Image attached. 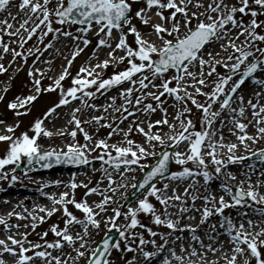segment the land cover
I'll list each match as a JSON object with an SVG mask.
<instances>
[{"label":"snow or ice","instance_id":"obj_1","mask_svg":"<svg viewBox=\"0 0 264 264\" xmlns=\"http://www.w3.org/2000/svg\"><path fill=\"white\" fill-rule=\"evenodd\" d=\"M50 4L51 0H17L15 4L0 0V12L7 13L0 20V60L11 53L9 64L18 57L26 61L38 50H25L26 43L34 36L43 42L50 34L51 39L42 45L45 49L59 36L87 46L92 42L87 34L92 31L98 40L96 49L110 50L107 58L95 64L90 58L71 75L73 61L83 51L75 46L67 66L58 76L48 77L52 83L46 87L42 84L44 70L28 69L32 90L8 100L6 108L16 117L28 115L41 93L53 90L59 91L58 103L47 107L19 134L16 130L22 120L6 123L0 119L4 125L0 142L6 144L0 155V180L9 184L19 180L16 168L10 169L9 178L6 166L19 165L22 159L41 168L61 162L90 165L99 161V169L92 166V171H98L100 179L91 186V181H77L73 173L65 185L68 190L45 193L52 206L35 205L28 212L31 229L55 213H60L63 226L52 223L39 233L37 241L29 239L28 231L19 233V238L11 232L29 227L10 222L12 216L26 219L23 212L0 214L6 233V238H0V264H8L5 253L11 255V264H37L38 260L69 264L61 258L66 247L75 252L74 257L68 253L71 264L81 260L83 264H115L113 250L136 253L130 259L122 257L124 264H264V206H257L264 205V171L254 181V168L249 166L242 173L245 178L233 184L237 174L228 168L247 157L264 162V148L253 151L249 144L264 140V0H56L54 6ZM5 36L14 39L6 42ZM96 49L93 57L98 54ZM109 65L115 70L104 75ZM5 71L0 63V73ZM69 76L71 86L65 89L62 81ZM248 81L259 90H253L247 99L243 93L237 96ZM8 87L5 85L4 93ZM110 90H117V95H110L105 104L89 103ZM4 99L0 94V101ZM165 99L171 101L173 113ZM77 100L84 109L98 114L84 120L77 115L81 111L77 107L71 110V129L54 130V125L45 124L58 115L60 106ZM193 106L202 112L198 129L191 118ZM158 111L161 118L152 119ZM249 114L251 119H247ZM129 120L126 129L120 126ZM229 124L236 141L225 143L223 128ZM158 126H167L168 132ZM250 126L256 129L254 133L248 131ZM102 127L110 129L105 136L99 135ZM134 130L143 136L142 141L132 137ZM78 133L84 143L77 140ZM54 135H68L72 142L59 151L43 149L40 140ZM116 135L122 139L112 141ZM241 146L244 155H237ZM149 157L156 159L150 161ZM171 162L178 170L170 171ZM222 174L217 190L213 183ZM170 180L178 182L177 186ZM179 182L186 183L182 190ZM45 186L41 184V188ZM78 187L84 189L79 199ZM95 195L100 198L90 201ZM113 230L119 236L114 242ZM49 231L53 240L45 239ZM100 233L103 236L97 241ZM49 249L61 254L53 255Z\"/></svg>","mask_w":264,"mask_h":264},{"label":"bare ground","instance_id":"obj_2","mask_svg":"<svg viewBox=\"0 0 264 264\" xmlns=\"http://www.w3.org/2000/svg\"><path fill=\"white\" fill-rule=\"evenodd\" d=\"M17 0H12V4H15ZM56 3V0H51L50 6H54ZM11 11L15 13L17 11L16 8H11ZM7 16L6 12H0V20H3ZM22 18V17H21ZM10 19V18H9ZM19 19H17V24L19 23ZM88 38L92 41L89 45L84 46L81 41L79 40H73L71 37H63L59 36L57 40L53 42V46L49 47L47 49L43 48V51L38 55L37 50H34L31 55L27 57V60L25 61L23 57H18L17 60L11 64H9V60H11V53L9 54H4L3 59L0 60V63H3L6 71L3 73H0V78L5 77V79L0 83V94H4L5 99L0 101V107L4 110L7 111L9 114L7 116L5 115H0V119L5 120L7 123H13L14 121H9L10 120V113L11 110L6 108V102L8 100H11L16 96L15 91H14V86L17 88V91L19 92H29L31 91L30 85L32 84V77L28 75V69L29 68H40L44 70V79L42 80V84L44 83H52V80L48 79V77H55L58 76L59 73L62 70V67L67 66V58H70L71 51L75 48V46L79 45L80 47L83 48V51L76 57V59L73 61V64L70 68V73L71 75H75V73L79 70V67L82 64H86L89 59L91 58V63L95 64L97 60H102L104 58H107V52L110 50L108 48H104L100 51H97V56L93 57L92 52L93 49V42L96 38L94 33L90 31L87 34ZM155 39V37H153ZM40 46V43L39 45ZM35 45L33 41L28 42V46L25 48H34L37 49L38 47ZM119 53V51H118ZM36 61L35 64H33V61ZM48 61H51V63H48ZM75 65V66H74ZM112 66V65H109ZM51 69V71H49ZM220 71H225V69L220 68ZM97 71H101L98 69ZM36 76L39 78L40 73H36ZM71 78V77H70ZM5 85H9L7 93H4V87ZM12 89L14 91L10 92L9 88L12 86ZM253 90H259L258 85H254L252 82H249L248 84H245V86L241 87L240 92L237 93V96L240 93H243L245 95V98H249L252 95ZM110 95H117V90H110L108 93H105L103 98L101 99H91L89 103H97L100 105L105 104L108 101V97ZM59 98V96H58ZM199 98V97H198ZM79 101V100H77ZM58 103L57 102H47L39 105L36 110L34 111L36 114V117L41 116L43 111L47 109V107L52 106L53 104ZM79 104H76L75 102H70L69 105L67 106H60L56 111L58 115L54 117L52 120H45V124L49 128H53L54 125V130H60L63 129L65 126L67 128L69 126H74L73 124H69L68 121L71 118V110L72 108H81L80 113L77 115L80 116L81 119L87 120L89 119L90 115H95L98 114L96 110L94 109H84L80 101L77 102ZM120 103V101H119ZM165 106L169 108V113H173L175 109L171 106V101L169 99H165ZM233 106H236L235 104ZM69 111L66 112V111ZM140 115L141 119H144V116L142 114H137ZM162 116V115H161ZM161 116H156L152 114V119H159ZM18 118V117H17ZM171 119V116L169 117ZM223 118V117H221ZM247 119H251L250 114L248 115ZM129 121H124L122 124H120L121 127L127 128ZM119 123V122H117ZM85 128L89 129L90 131H94L95 127L90 126L88 124L84 125ZM158 127H163V130L165 132H168L167 126H158ZM178 130H179V126ZM232 127L231 124L223 128V133H224V138H225V143H230V142H235L236 137L233 135L231 132H229V128ZM4 125L0 127V129H3ZM216 128L219 130L220 125L219 123L216 124ZM110 130V129H109ZM255 128L250 126L248 131L254 133ZM136 134L135 130L131 133L132 137ZM138 134V133H137ZM141 135V134H138ZM219 135V131L217 133V136ZM68 135H65L63 137L60 136H53L51 138H42L40 140V143L42 145L43 149H48L49 147L55 148L56 150H61L64 148V145L67 143V139H65ZM142 136V135H141ZM143 137V136H142ZM122 138L120 135H116L112 137V141H120ZM143 139V138H142ZM249 144L251 145L252 150L256 148H264V140H261L259 143L252 144L251 141H249ZM184 145H181V149H183ZM223 152H227V149H223ZM236 154H242L244 152L243 146L238 148L236 150ZM4 153V150L0 152V155ZM241 163L238 162H232L228 165V168L233 171L234 173L237 174V181H232L233 184L238 183L239 180L244 179V175L242 173H247L249 170V166L254 168V172L252 175V179L255 181L259 174L264 171V162L261 161H252V162H246L243 163L242 166H238ZM92 166H95V168L99 169L100 167V162L99 161H91L90 165H85L83 168H81L79 171H74V172H69V173H52V174H39V173H27L23 175L22 177V182L21 183H15L12 182L11 184L8 183V180H0V214H5L9 211H17V209L20 206H25L27 207L28 211H24L23 214L26 219H21L15 216H12L10 218V222L15 225V224H20V225H29L28 228L20 227L19 229L13 228L11 229V232L17 237H19V233L25 232L26 229H31L30 224H31V218L28 217V212L34 210L35 205H44L51 207V201L48 198L45 193H59L62 191L68 190L65 185H67L68 181L73 178V173L76 174V179L77 181L84 180L85 182L91 181V186H95L96 182L100 179V173L92 171ZM12 165L6 166V169L9 170V178L11 175L10 169ZM85 173L87 175H85ZM138 172L133 173L134 175L137 176ZM223 179V174L221 175ZM59 180L62 181L63 183L61 184H50L48 183L49 181H55ZM103 183H107L105 180ZM178 182H173V186H177ZM41 184L46 185L44 188H41ZM159 186V184H158ZM179 186L182 190L184 186H186L185 182H179ZM214 187V186H213ZM216 188V187H214ZM217 189V188H216ZM78 190H84L82 187H78L76 191ZM218 190V189H217ZM79 199V197L77 196ZM100 197L98 195L95 196H90L89 200H98ZM120 197H117V200L119 201ZM199 203V202H198ZM115 207L116 205H112ZM258 207L264 206V205H257ZM39 214L42 212H39L38 209H35ZM126 210V208L124 209ZM57 223L60 224V226H63L62 220L59 218L56 220ZM196 221H193L195 223ZM79 230V229H77ZM107 231V229H105ZM115 231V230H113ZM0 233L5 235L6 233L3 229V226L0 225ZM103 233H100L99 236H96V240L99 241V239L102 237ZM147 237V236H146ZM29 239L34 240L33 238L29 237ZM151 247V246H149ZM49 251H52L53 255H60V250H53L49 249ZM72 253V257L75 256V252L72 251L71 248H65L64 249V255L61 257L62 259H66L69 261V264H71V257L68 256V253ZM132 255H136V253H121L117 250H113L112 257L115 260V264H124V260L122 257L127 256L128 259L131 258ZM211 255V254H210ZM5 260L8 262V264H11V255L8 253L4 254ZM37 264H42V261H37ZM54 264V262H53ZM79 264H83V260L79 262Z\"/></svg>","mask_w":264,"mask_h":264},{"label":"rangeland","instance_id":"obj_3","mask_svg":"<svg viewBox=\"0 0 264 264\" xmlns=\"http://www.w3.org/2000/svg\"><path fill=\"white\" fill-rule=\"evenodd\" d=\"M54 26H59V25L54 23ZM73 27H78V25H77V26H73ZM37 35H38V34H37ZM52 35H53V34H50L48 37H46L45 40H44L43 42H38L36 36H34L31 40H29V41H33V42L35 43V45H37V46H38L39 43H40V46L37 47V49H38V50H37V54H38V55L43 51V46H42L43 43H47V41H48L49 39H51V36H52ZM4 39H5V41L7 42L9 39H14V38H9L8 36H5ZM29 41H28V42H29ZM28 42L26 43L25 48L28 46ZM97 42H98V40H97V37H96L95 40H94V42H93V47H94L95 49H96ZM11 46L14 47V48L17 47L16 44H12ZM104 48H105V47H100L99 49H96V50L100 51V50H102V49H104ZM18 50H19V49H18ZM9 54H10V53H9ZM118 54H122V53H118ZM74 66H75V65H74ZM119 67H120V68H123L124 65L121 64V65H119ZM113 70H115V68H114V66L112 65V66H109L108 69L103 70V73H104V75H109ZM0 75H1V74H0ZM4 79H5V77L0 78V83H1ZM249 82H251V81H248V82L245 83V84H248ZM62 84L64 85L65 89H66L67 87L71 86V78H70V76H69V77H65V80L62 81ZM245 84L242 85V87L245 86ZM43 85L46 87V86L48 85V83H44ZM12 87H13V85L10 86V88H9V91H10V92H13V93H14V91H15V94H16V95H18V94L21 93V92L17 91V88H16L15 86H14V91H13ZM58 96H59V91H58V90H53V91H51V92H42V93H41V96L38 98V100L34 102L33 110H32V112H31L30 114L25 115V116H22V117H18V118H17L16 116H14L13 113H10L11 115H10V120H9V121H11V120H12V121H15L16 119H20V120L23 121V123H22V125H21V128H19V129L16 130V131H17V134H19L20 131L24 130V128L29 124L30 121H32L34 118H36V114H35L34 111L36 110V108H37L39 105H41V104H43V103H47V102H57L58 99H59ZM103 96H104V95H103ZM103 96H97L96 98H97V99H101V98H103ZM199 99H200L201 101H204L205 98H204L203 96H200ZM90 100H91V99H90ZM90 100H89V102H90ZM119 101H120V100L118 99V101H117L118 104H119ZM77 102H79V101H76V104H79V103H77ZM66 112L69 113L68 110H67ZM8 114H9V113H8L7 111H4V110L0 107V115H5V116H7ZM154 115H156V116H161V115H162V112L158 111L157 113H154ZM186 115H187V114H186ZM201 115H202V112H200L199 110L195 109V107L193 106V112H192V114H191V118H192L194 121H196V128H197V129L200 127V124H199V121H198V117L201 116ZM6 123H7V122H6ZM8 123H9V122H8ZM2 126H3V125L0 124V127H2ZM72 127H73V126H69L68 129H71ZM108 131H110L109 128H104V127H102V128H100L99 135H100V136H105V135L107 134ZM133 138H134V139H137V140H141V141L143 140V139H142L143 137H142L141 135H138L137 133L133 136ZM65 139L68 140L67 143H71V142H72V138H71L70 136H67ZM77 140H79L80 143H84L82 133H78V134H77ZM5 148H6V144H5L4 142H0V152H1L2 150H5ZM159 150H160V148H159V146H158V147H157V151H159ZM173 150H174V149H173ZM253 151H255V149H253ZM236 153H237V152H236ZM97 154H98V153H92V155H97ZM237 155H244V152H243L242 154H237ZM249 158H251V157H247V158H245L244 160L239 161L241 164L238 165V166H242L243 163H246V162L259 161V160H256V159H249ZM148 159H149L150 161H152V160H155L156 157H149ZM24 160H25V159H22L19 165H12L11 168H13V167L17 168L18 166L22 165V163H23ZM84 166H85V165H84ZM54 167H55V166H54ZM36 168H38V166H33V167H32V170H30V171H24V170H19V171H17V170H16V175H17L18 177H20V179L17 180V181H15V183H17V184H18V183H21V182H22L21 180H22L23 175H25V174H27V173H34L33 170H35ZM81 168H83V166L80 167L78 170H75V171H79ZM175 170H178V166L175 164V162H172V163H171V171H175ZM69 172H74V171H72V170H68V169H67V166H62V167L58 166V168L55 169V170H53L52 172H48V173H44V174H52V173L63 174V173H69ZM140 176H141V173L138 172V173H137V177L139 178ZM257 178H258V177H257ZM221 180H223L222 177H220L218 180L214 181V183H213V186L216 187L218 190H219V183H220ZM173 182H175V181H171V180L169 181V183H171V184H173ZM160 183H162V182H160ZM131 191H132V189H128V192H131ZM83 192H84V190H78V191H76V195H77L79 198H82V193H83ZM120 200H121V198L119 199V201H120ZM119 201H118V202H119ZM133 202H134V200H133ZM25 209H27V207H25V206H20V207L17 209V211H18V212H24ZM38 214H39V213H38ZM39 215H44V213H40ZM59 218H60V213H55V214H53L52 217L46 219L43 223L38 224V225H37V228H36L35 230H32V229H26L25 231H28V232H29V237L33 238V239H34L33 241H37V240L40 239V237H39V233L42 232V231H44V230H46V229H49V228H50V225H51L52 223H57L56 220L59 219ZM146 222L150 224V221H146ZM150 226L155 227V225H150ZM141 231H143V230H141ZM112 232H116V231H112ZM112 232H111V233H112ZM145 235L147 236V233H145ZM102 236H103V234H102ZM0 238H6V237H5V235H3L2 233H0ZM17 238H19V237H17ZM54 238H55V237H54V234L51 233V232L49 231V235H48V237H46L45 239L53 240ZM116 239H119L118 233H117V238H116Z\"/></svg>","mask_w":264,"mask_h":264},{"label":"water","instance_id":"obj_4","mask_svg":"<svg viewBox=\"0 0 264 264\" xmlns=\"http://www.w3.org/2000/svg\"><path fill=\"white\" fill-rule=\"evenodd\" d=\"M171 150H173V149H171ZM171 165V164H170ZM31 166L32 165H29L28 164V162H27V160L25 161V164H24V166L22 167L23 169H30L31 168ZM79 166H81V165H75L74 167H73V169H77ZM38 171H41V169L40 170H38ZM129 201H133V197H131V196H129ZM112 236V238H113V242H114V240H115V238H116V234H112L111 235Z\"/></svg>","mask_w":264,"mask_h":264}]
</instances>
